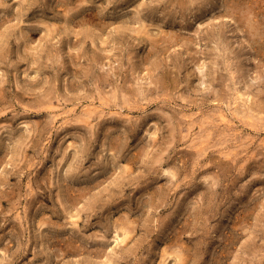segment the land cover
<instances>
[{
	"label": "rangeland",
	"instance_id": "rangeland-1",
	"mask_svg": "<svg viewBox=\"0 0 264 264\" xmlns=\"http://www.w3.org/2000/svg\"><path fill=\"white\" fill-rule=\"evenodd\" d=\"M163 263L264 264V0H0V264Z\"/></svg>",
	"mask_w": 264,
	"mask_h": 264
},
{
	"label": "bare ground",
	"instance_id": "bare-ground-1",
	"mask_svg": "<svg viewBox=\"0 0 264 264\" xmlns=\"http://www.w3.org/2000/svg\"><path fill=\"white\" fill-rule=\"evenodd\" d=\"M82 7V6H81ZM83 10V9H82ZM52 32V31H51ZM131 227H132V225H131ZM132 229V228H131ZM128 230V229H127ZM134 231H132L131 233H133ZM130 232H128V231H126L125 232V237L121 240V241H125L126 240V238H127V236H128V234H129ZM127 241V240H126ZM121 245V244H120ZM175 253H177V255H180V253L179 252H177V251H175ZM181 256V255H180ZM182 258V257H181ZM183 259V258H182ZM180 261V260H179ZM179 263V262H178ZM181 263H183L182 261H181ZM164 264V263H163Z\"/></svg>",
	"mask_w": 264,
	"mask_h": 264
}]
</instances>
